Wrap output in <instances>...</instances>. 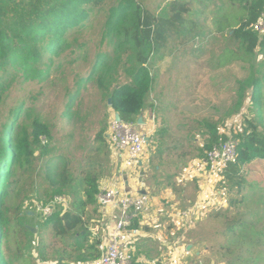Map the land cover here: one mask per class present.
Returning <instances> with one entry per match:
<instances>
[{"label": "rangeland", "instance_id": "obj_1", "mask_svg": "<svg viewBox=\"0 0 264 264\" xmlns=\"http://www.w3.org/2000/svg\"><path fill=\"white\" fill-rule=\"evenodd\" d=\"M138 1L159 18H169L170 4L174 1L190 3L191 12L184 17L188 25L177 24L176 30L169 35L167 47L152 57L151 70L156 83L149 103L154 104L158 115V130L168 128L169 135L163 138L159 135L155 142L151 141L144 156L147 163L137 170L136 177L141 184L146 180L152 181L151 184L161 182L164 187L180 194L182 212L194 208L199 195L209 187L212 198L204 203L203 209L200 208L199 217L181 242L173 264H227L234 257H227L225 261L218 252L224 243L222 229L227 220H215L210 216L227 210L230 199L242 198L244 204L239 209H228V216H243L254 224L255 231L264 233V162L256 161L244 168L248 184L240 196L228 192L222 183L223 177L218 181L210 179L206 166L209 151L204 148L208 137L200 124H218L220 133L230 139L243 131L247 117L262 118L264 126V56L258 54L256 58H249L227 32L218 33L217 21L221 15H228L227 19L235 23H240L246 15L238 7L231 8L230 0ZM105 22V15L101 14L91 18L86 28L71 31L68 35L70 47L58 58L54 57V64H49L50 73L43 81H25L21 73L10 69L16 78L0 110V131L9 119L10 111L19 107H23L19 120L21 126L30 128L37 118L52 131L51 138L42 137L41 146L35 148L34 171L21 178L23 189L12 198L11 212L8 213L12 225L16 218L26 217V225L37 236L39 234L38 237L34 234V244L30 242V249L35 253L38 252L37 238L39 241L42 234L44 242L50 244L48 253L51 257L62 247L54 241L51 229L42 231L38 226L44 219L40 208L55 198L52 197L51 181L43 170L48 160L54 158L58 167L61 162L65 163L72 180L65 194L56 196L64 201L56 205V210H70L74 201L84 199L87 174L98 176L99 183L110 187L121 169L107 137L104 146L97 140L101 131L105 136L109 134L114 114L108 95L92 80L98 56H114L113 46L104 39ZM193 23L196 27L191 25ZM233 51L238 58H234ZM129 54L124 52L122 56L126 60ZM119 72V76L115 73L118 79L123 74V71ZM180 74H184L183 77L194 74L195 78L185 79V83L176 77ZM251 74L262 81L263 88L262 107L253 109L256 114L250 110L253 108L250 91L240 96L241 84ZM182 83L187 84V88H181ZM150 108L149 113L153 112ZM45 146L51 150L47 157L41 155ZM123 177L126 181L128 173L123 172ZM117 186L116 182L114 187ZM143 190L141 192L146 193L147 190ZM166 203L163 201L159 210L162 214L167 210ZM90 212V219L101 218L94 215L92 209ZM26 240H32L30 234L26 235ZM5 241H2L1 248ZM258 252L255 250L245 256L251 260L250 264H262Z\"/></svg>", "mask_w": 264, "mask_h": 264}, {"label": "trees", "instance_id": "obj_2", "mask_svg": "<svg viewBox=\"0 0 264 264\" xmlns=\"http://www.w3.org/2000/svg\"><path fill=\"white\" fill-rule=\"evenodd\" d=\"M110 1L114 3L110 4ZM230 5L231 8L242 9L246 15L240 23L227 19L226 14L221 15L217 21L218 33L227 32L247 57L264 56V37L252 27L264 14V0H230ZM190 12V3L179 1L170 4L169 18H159L146 10L138 0H0V110L16 78L10 69L21 73L25 81H43L50 73L54 57L58 58L70 47L69 33L86 28L91 18L104 14V39L113 46L114 56H98L92 80L108 95L112 101V111L121 120L126 123L138 122L147 108L155 84L149 67L151 57L160 52L177 24L188 25L184 17ZM191 25L195 26V23ZM124 52L131 54L126 60L122 56ZM233 55L238 58L234 51ZM120 70L123 71L119 77H122L121 80L115 77V73L119 76ZM262 90V81L254 74L241 84L240 96L250 91L252 114H256L254 108L262 107ZM152 109H155L154 105ZM22 112L23 107L11 110L9 119L0 131V264H9L1 248L2 241L17 235L21 226L27 229L24 217L16 218V223L13 220L14 224H11L10 214L8 217L11 200L23 189L20 186L21 178L34 171L35 153L41 146L42 137L50 139L52 133L50 126L37 118L31 124V131L27 125L21 126L19 120ZM200 125L208 137L204 146L207 152L230 140L226 134L220 133L218 124L203 122ZM156 134L151 141L159 135L162 138L165 130ZM105 137L104 131L97 136L103 146L106 144ZM232 139L239 143L238 155L224 172L222 183L228 192H236L240 196L248 184L244 168L256 161L264 162L262 118H245L243 131L239 135L234 134ZM50 152L45 146L41 155L47 157ZM55 161L52 158L43 166L54 190L52 197L63 196L72 185L67 165L61 162L58 167ZM99 182L98 176L87 174L83 200L74 201L70 210H56L55 207L51 217L43 216L40 229H51L54 241L62 246L61 250L58 249L51 257L48 253L50 244L44 242L42 234L36 246V257L25 259L23 264H90L100 258L97 247L101 240H93L90 232L91 209L94 215L100 216ZM242 204V198H232L227 210L210 216L215 220H227L222 229L224 243L218 252L225 261L227 257H234L227 264H250L251 260L245 256L259 250L258 260L264 264V233L255 231L254 224L243 216H228V209H239ZM133 227L138 229L137 222ZM133 262L138 264L134 255Z\"/></svg>", "mask_w": 264, "mask_h": 264}, {"label": "built area", "instance_id": "obj_3", "mask_svg": "<svg viewBox=\"0 0 264 264\" xmlns=\"http://www.w3.org/2000/svg\"><path fill=\"white\" fill-rule=\"evenodd\" d=\"M252 27L255 32L264 37V14L259 22ZM109 130L107 141L115 159L120 163L121 169L116 176L118 186L101 189V193L98 195V205L102 209L117 207L120 217L111 227L108 237L97 247L100 258L90 264H134L132 245L139 238V230L134 228L133 224L145 213L151 202V196L147 192L128 191V182L125 181L123 172L137 175V170L142 167L147 148L150 147L151 139L155 135V127H146L142 125V122L139 123V119L135 123L117 121L116 115H113ZM238 147L239 143L230 139L223 144L214 146L208 152L206 166L210 172L211 180L218 181L223 177L229 165L235 162ZM212 194V190L207 187L203 190L194 208L182 213V217L189 223L188 227H191L193 222L198 219L200 208H204V203L212 198ZM63 202L62 198L55 197L49 205L40 208L42 216L51 217L56 205Z\"/></svg>", "mask_w": 264, "mask_h": 264}, {"label": "crops", "instance_id": "obj_4", "mask_svg": "<svg viewBox=\"0 0 264 264\" xmlns=\"http://www.w3.org/2000/svg\"><path fill=\"white\" fill-rule=\"evenodd\" d=\"M198 35L199 34H197L196 36L198 37ZM169 40L170 37L168 36L167 41L162 45V49L167 47ZM152 57L150 61V69L151 64L153 62ZM183 76L184 74H180L176 77L183 80V82L185 83H187L185 79L195 78L194 74H192L191 76ZM180 85L181 88H187V84L182 83ZM152 105L154 104H150L148 101L147 108L144 113L140 116V118L143 119L142 125H145L146 127L154 126L155 135H157L156 133L160 131L157 127L158 115L155 113V109L153 110V112L149 113V110L151 111L150 107H152ZM113 115H115V113ZM167 129L168 128L164 129L165 135H163V137L169 135ZM155 141L156 140H154L153 142ZM158 150L161 152V149ZM146 163L147 162H143L142 167H144ZM142 175L146 176L145 174ZM136 176V174H128V178L126 180L128 182L127 190L132 192H141L145 191L143 190L144 188L148 191L146 192L151 196V202L148 208L146 209L145 213L137 221L139 238L132 245V252L134 258H136V262L138 264H173V261L175 260L174 256L176 252L180 249L181 242L184 241V239L186 238L185 236L187 235L188 230L190 231L191 228L188 227L189 223L182 217V213L188 209H191V207L187 208L185 211L182 212L180 207L183 205H181V202H183V200L181 201L180 194H177L176 191H173L170 187H164L163 183L161 182L155 181L154 184H151L152 181L146 180L144 183L141 184ZM116 181L117 179L114 181V184L116 183ZM114 184L112 183L110 187H114ZM100 186L101 189L109 187L104 186L101 183ZM200 196L201 195H199L198 200L194 204V206L198 203ZM163 201H167L166 206H168L167 210L164 211L165 214L159 212L162 207L161 205ZM99 213L101 218L91 221L90 232L92 233L93 240H101L102 242L108 237L109 231L111 230L113 224L118 220L120 213L118 208L115 206H112L107 209H101L99 210ZM24 219L25 226L27 229L25 230L21 226L20 229L17 230V235H12L8 240L4 242L2 250L5 255V260L9 264H23L25 259H32L36 257L35 251L32 248V250L30 249V242L34 244L33 241L37 234L34 233V231H32L31 228L26 225V217ZM27 234L31 235V241L26 240ZM34 234H36L35 237ZM38 242L39 241L37 238L36 246H38Z\"/></svg>", "mask_w": 264, "mask_h": 264}, {"label": "water", "instance_id": "obj_5", "mask_svg": "<svg viewBox=\"0 0 264 264\" xmlns=\"http://www.w3.org/2000/svg\"><path fill=\"white\" fill-rule=\"evenodd\" d=\"M111 102H112V101L110 100L109 103L111 104ZM116 120H117V121H121V118H120V116H119L118 114L116 115ZM141 122H142V119L140 118V119H139V123H141ZM143 193H145V192H143Z\"/></svg>", "mask_w": 264, "mask_h": 264}, {"label": "bare ground", "instance_id": "obj_6", "mask_svg": "<svg viewBox=\"0 0 264 264\" xmlns=\"http://www.w3.org/2000/svg\"><path fill=\"white\" fill-rule=\"evenodd\" d=\"M112 103V102H111ZM115 115H117V114H115Z\"/></svg>", "mask_w": 264, "mask_h": 264}]
</instances>
